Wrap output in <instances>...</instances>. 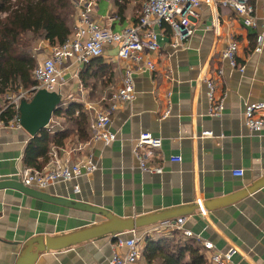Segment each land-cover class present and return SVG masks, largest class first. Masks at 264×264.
<instances>
[{"label": "crops", "instance_id": "0c3cea01", "mask_svg": "<svg viewBox=\"0 0 264 264\" xmlns=\"http://www.w3.org/2000/svg\"><path fill=\"white\" fill-rule=\"evenodd\" d=\"M143 1L131 2L123 15H117L114 0H96L93 17L119 31L136 22ZM255 6L261 21L264 0H256ZM202 19L201 27L180 47L171 46L168 28L160 37V50L150 56L156 71L137 72L134 100L120 105L112 115L114 141H84L78 134L66 138L65 145L76 138L89 142L84 153L94 157L96 171L45 191L104 207L124 218L181 211L185 227L211 241L216 249H238L233 264H264V184L248 191L264 181V131L252 133L244 116L246 105L264 103V42L262 50L255 51L261 29L244 27L232 12L221 11L217 29L211 26L209 9ZM231 41L239 44L238 61L244 72L231 68L222 57ZM50 46L44 44L46 53ZM117 53L116 46H106L90 66L76 65L67 71V81L59 92L70 99L65 109L72 103L109 104L125 68L132 65L120 60ZM220 67L225 70L218 82L225 108L221 115L212 116L205 79L215 77ZM168 94L171 114L163 117ZM57 125L64 131L72 123L53 115L47 128ZM204 131L213 134L203 135ZM143 132L162 138V147L150 157V163L162 165L159 173L143 171L134 154ZM31 137L23 127L0 129V180L16 179V173L27 166L24 157ZM65 145L58 146L60 154ZM173 155H180L182 161H171ZM235 169H243L244 174L233 175ZM75 184L80 186L79 193L73 190ZM103 219L16 189H0V264H16L28 240L69 233ZM164 222L136 230L143 245L147 236H172L165 231ZM121 235L127 238L132 232ZM115 241L107 236L62 251L41 252L36 264H106ZM202 250L211 264V252ZM138 264H147L143 256Z\"/></svg>", "mask_w": 264, "mask_h": 264}, {"label": "built area", "instance_id": "2783aa9c", "mask_svg": "<svg viewBox=\"0 0 264 264\" xmlns=\"http://www.w3.org/2000/svg\"><path fill=\"white\" fill-rule=\"evenodd\" d=\"M256 0H144L142 10L133 25L122 30H114L93 17L96 0H74L76 7V25L72 35L60 45H51L48 53L44 50L46 40H39L34 46V55L38 64L34 70V78L38 85L32 90L44 88L51 92H60L67 81V71L74 66L89 63L94 58L103 55L106 46L118 48V58L122 61L131 62V66L125 68L121 83L108 98L109 104L84 105L89 113V129L91 141H102L110 144L117 138L111 129L112 115L116 109L125 102L133 101L136 96L135 74L139 71H156V64L151 55L161 48L160 37L166 35L168 28L171 46L180 47L188 40L203 22L205 9L210 11V22L214 29L220 25L221 11L224 14L234 13L242 21L244 27L259 30L255 51H261L264 42V19L259 21L256 14ZM5 15V14H3ZM112 20L114 18H111ZM110 19V20H111ZM239 44L231 41L222 53L223 59L227 60L230 67L244 72V65L238 61ZM225 75L223 68H218L215 77L205 79L207 86V98L209 102L208 112L212 116L221 115L225 108L224 97L219 93L218 82ZM171 94H168L167 108L163 117L171 114ZM28 90L8 92L7 99L0 110V129L12 126L22 128L20 122V102L28 99ZM66 103H63L65 107ZM15 110V115L9 121L1 118L6 109ZM245 122L252 133L264 131V103L255 102L246 105ZM212 131H204L203 135H212ZM89 142H83L79 138L71 141L61 149L52 146L49 159L42 168L25 166L16 173V179L25 186L47 190L50 186L58 183L76 181L80 177L89 176L96 171L98 165L91 154L84 153ZM162 147V138L151 132H143L139 135L134 154L139 160L143 171L159 173L163 167L161 164L150 163V157H154L156 150ZM142 149L144 150L143 152ZM173 162L182 161L180 155H173ZM235 176H242L243 169L232 171ZM75 193L81 191L79 184L73 188ZM202 213L205 210L199 203ZM185 217L164 222L165 231L174 235L180 232L184 237L193 238L201 243L204 249L211 252V264H233V257L238 252L236 247L227 250H218L209 240H204L192 230L185 227ZM114 249L106 264H138L142 258L143 237L136 230L130 237L121 234L114 238ZM123 248H127L124 252Z\"/></svg>", "mask_w": 264, "mask_h": 264}, {"label": "trees", "instance_id": "16d2710c", "mask_svg": "<svg viewBox=\"0 0 264 264\" xmlns=\"http://www.w3.org/2000/svg\"><path fill=\"white\" fill-rule=\"evenodd\" d=\"M114 1L116 14L123 15L128 5L136 0ZM141 10L142 6L137 17ZM75 25L74 0H0V103L6 93L21 89L30 92L29 99L32 97L35 92L32 89L38 85L33 74L38 64L34 46L39 40H46L53 46L63 44L74 32ZM95 60L97 58L85 66ZM14 115L15 110L8 108L1 118L9 121ZM54 115L67 118L72 125L64 131L59 125L46 127L31 137L24 157L27 166L44 167L52 146L65 145L70 136L78 134L84 141L91 138L89 113L82 104L72 103L67 109H58ZM202 248L195 239H185L176 232L172 236H147L142 255L147 264H208Z\"/></svg>", "mask_w": 264, "mask_h": 264}, {"label": "water", "instance_id": "95a60500", "mask_svg": "<svg viewBox=\"0 0 264 264\" xmlns=\"http://www.w3.org/2000/svg\"><path fill=\"white\" fill-rule=\"evenodd\" d=\"M63 103L62 96L58 92H51L44 88L38 89L33 93L30 99H23L20 102L19 111L22 127L32 137L36 136L43 128L47 127L54 113L58 109L64 108ZM262 184H264V181L250 187L248 189L249 193ZM6 188L16 189L25 195L44 201L86 210L101 215L104 218L99 222L69 233L28 240L16 264H36L41 252L62 251L107 236L115 238L120 234L132 232L183 215L181 211H175L124 218L112 213L104 207L92 205L83 200L56 196L45 190H37L25 186L17 179L0 180V189Z\"/></svg>", "mask_w": 264, "mask_h": 264}, {"label": "rangeland", "instance_id": "374dc122", "mask_svg": "<svg viewBox=\"0 0 264 264\" xmlns=\"http://www.w3.org/2000/svg\"><path fill=\"white\" fill-rule=\"evenodd\" d=\"M59 94H60V93H59ZM61 96H62V95H61ZM62 99H63V101L66 102V103H69V101H70L69 98H64L63 96H62Z\"/></svg>", "mask_w": 264, "mask_h": 264}]
</instances>
